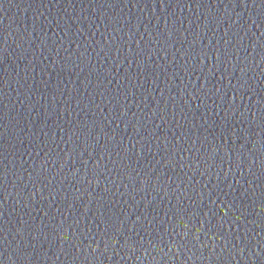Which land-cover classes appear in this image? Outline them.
Wrapping results in <instances>:
<instances>
[{"label":"water","instance_id":"water-1","mask_svg":"<svg viewBox=\"0 0 264 264\" xmlns=\"http://www.w3.org/2000/svg\"><path fill=\"white\" fill-rule=\"evenodd\" d=\"M0 264H264V0H0Z\"/></svg>","mask_w":264,"mask_h":264}]
</instances>
